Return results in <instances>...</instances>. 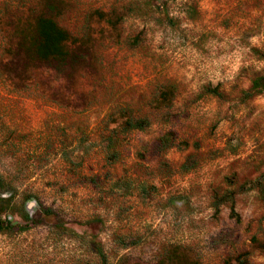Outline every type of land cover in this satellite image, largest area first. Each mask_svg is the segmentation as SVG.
I'll return each mask as SVG.
<instances>
[{
	"label": "rangeland",
	"instance_id": "374dc122",
	"mask_svg": "<svg viewBox=\"0 0 264 264\" xmlns=\"http://www.w3.org/2000/svg\"><path fill=\"white\" fill-rule=\"evenodd\" d=\"M66 1L59 23L91 26L97 61L86 68L28 60L14 28L40 0H0V174L14 203L35 200L38 219L0 233V264H94L88 240L109 264L153 260L173 243L201 264H264L252 241L264 237V90L242 98L264 74V0ZM95 9L122 19L111 27ZM167 83L173 101L157 107ZM121 108L149 125L109 148ZM167 130L187 146L158 148Z\"/></svg>",
	"mask_w": 264,
	"mask_h": 264
},
{
	"label": "trees",
	"instance_id": "16d2710c",
	"mask_svg": "<svg viewBox=\"0 0 264 264\" xmlns=\"http://www.w3.org/2000/svg\"><path fill=\"white\" fill-rule=\"evenodd\" d=\"M66 0H40V9L36 13H31L27 18L18 20L14 28V34L17 36V47L23 51L26 58L32 62L50 64L56 69L62 66L83 67L86 68L97 61L96 54L92 51L91 45V26L87 22L84 31L81 34H74L62 26L58 18L68 7ZM97 20L105 21L111 27L121 21L122 16L117 14L114 9L103 11L95 9L91 12ZM176 86L167 83L162 86L155 98L157 107H168L171 105ZM264 90V74L255 76L249 87L242 92V98L248 99ZM205 93L220 97L222 93L218 86H206ZM119 116L123 120L115 126L111 133L106 137V144L109 148H114L118 134H126L131 130H143L149 125L146 117H135L127 108L119 110ZM174 130H167L157 139V146L161 150L180 146L184 148L188 142L178 140ZM115 152L110 153L114 158ZM190 158L187 159V162ZM190 163V162H189ZM188 163H183L185 167ZM188 169V168H187ZM10 183L0 174V233L13 234L26 231L38 223V219L30 215L25 207L24 201L30 196L24 197L22 202L16 204L13 202L14 195L9 192ZM224 196L216 197L214 207L217 209L219 203L232 198L231 192L226 191ZM6 193V195H3ZM45 216H52L54 212L50 208L43 209ZM16 214L20 220L10 219L9 215ZM58 229H65L71 235L81 238L82 234H77L72 228H67L63 224H56ZM84 239V236L82 237ZM252 241L264 250V237L259 240L256 237ZM87 248L92 251L97 261L94 264H109L106 251L102 244L95 240H88L85 243ZM126 246V244H124ZM128 258H121L116 264H128ZM92 264V263H89ZM131 264H201L198 253L189 246L178 243L169 244L168 247L153 260L142 261L135 259Z\"/></svg>",
	"mask_w": 264,
	"mask_h": 264
},
{
	"label": "water",
	"instance_id": "95a60500",
	"mask_svg": "<svg viewBox=\"0 0 264 264\" xmlns=\"http://www.w3.org/2000/svg\"><path fill=\"white\" fill-rule=\"evenodd\" d=\"M35 203V200L27 201L24 205L26 211L30 214L33 209V204Z\"/></svg>",
	"mask_w": 264,
	"mask_h": 264
}]
</instances>
